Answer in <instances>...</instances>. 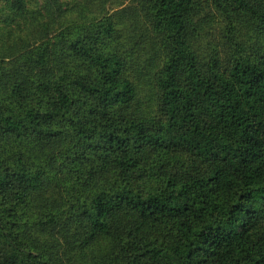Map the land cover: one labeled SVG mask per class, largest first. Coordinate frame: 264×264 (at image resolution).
<instances>
[{"label": "trees", "instance_id": "16d2710c", "mask_svg": "<svg viewBox=\"0 0 264 264\" xmlns=\"http://www.w3.org/2000/svg\"><path fill=\"white\" fill-rule=\"evenodd\" d=\"M124 1L1 0L0 264H264V0Z\"/></svg>", "mask_w": 264, "mask_h": 264}, {"label": "rangeland", "instance_id": "374dc122", "mask_svg": "<svg viewBox=\"0 0 264 264\" xmlns=\"http://www.w3.org/2000/svg\"><path fill=\"white\" fill-rule=\"evenodd\" d=\"M67 1V0H66ZM69 3H71V7L75 6V3L76 1H80V0H68ZM132 1L131 0H126L124 1V4L123 5H127V4H130ZM0 6H2V2L0 0ZM2 25V24H1ZM214 26H215V31H214V38L217 40V41H220L221 40V32H220V28H221V25L217 24L216 22H214ZM23 27V25H22ZM20 29H21V25H20ZM20 29H18L15 25L13 26V33H11L6 40H3L0 42V53H4L3 50L6 49V46L8 45H11L12 43H14L16 40H17V33L20 32ZM25 30V27L24 29ZM2 31L1 27H0V32ZM21 34V33H20Z\"/></svg>", "mask_w": 264, "mask_h": 264}]
</instances>
